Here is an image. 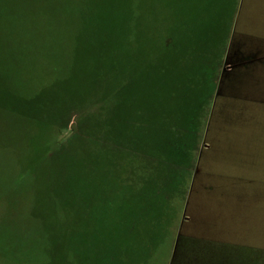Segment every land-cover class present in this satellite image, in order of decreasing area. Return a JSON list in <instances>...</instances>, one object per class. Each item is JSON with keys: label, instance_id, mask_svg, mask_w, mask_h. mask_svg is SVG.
Here are the masks:
<instances>
[{"label": "rangeland", "instance_id": "1", "mask_svg": "<svg viewBox=\"0 0 264 264\" xmlns=\"http://www.w3.org/2000/svg\"><path fill=\"white\" fill-rule=\"evenodd\" d=\"M43 3L56 44L41 120L75 114L18 189L11 155L0 264H264V0ZM188 26L226 49L204 107L207 65L152 41Z\"/></svg>", "mask_w": 264, "mask_h": 264}, {"label": "trees", "instance_id": "2", "mask_svg": "<svg viewBox=\"0 0 264 264\" xmlns=\"http://www.w3.org/2000/svg\"><path fill=\"white\" fill-rule=\"evenodd\" d=\"M43 4V0H0V188L5 177L13 174L11 169L14 161L11 155L17 157L16 166L20 170L14 186L18 189L26 181L35 179L38 168L46 166L51 158L48 150L43 155L41 145L53 139V130L56 131L55 137L63 134L72 124L75 114L74 111L69 112L64 125L55 124L56 129L46 126L47 122L41 120L42 109L52 100L49 51L56 44L51 30L47 28L48 20L51 25L52 19L43 16ZM217 32L209 37L202 28L191 31L188 26L176 37L171 34L167 38L152 39L155 45L160 44L158 48H162V52L169 50L173 53L175 50L179 60L200 63L202 69H198L199 73L207 65L206 78L210 83V92L205 101H200L202 107L215 100L219 75L215 72L220 71L222 54L226 50L219 47L215 53L217 49L211 48L209 40L217 39ZM187 67L191 68L189 64ZM153 68L154 62L146 63L141 58L139 73L143 74L146 70L149 72ZM119 106L118 103L116 112ZM17 151L20 153L17 154ZM3 161L8 162L9 166L3 165Z\"/></svg>", "mask_w": 264, "mask_h": 264}, {"label": "crops", "instance_id": "3", "mask_svg": "<svg viewBox=\"0 0 264 264\" xmlns=\"http://www.w3.org/2000/svg\"><path fill=\"white\" fill-rule=\"evenodd\" d=\"M253 97H255V96H253ZM255 98H257V97H255ZM214 102V101H213ZM213 104V103H212ZM213 107V106H212ZM200 175H202V173L200 174ZM200 175H198V172L196 173V175H195V178H194V183H193V189H195L196 190V186H197V183L199 182V180H200ZM199 179V180H198ZM198 181V182H197ZM207 189V188H206ZM206 189H203V190H206ZM202 190V189H201ZM197 191H198V187H197Z\"/></svg>", "mask_w": 264, "mask_h": 264}]
</instances>
